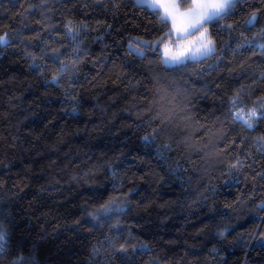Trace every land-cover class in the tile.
Masks as SVG:
<instances>
[{
	"label": "clouds",
	"instance_id": "1",
	"mask_svg": "<svg viewBox=\"0 0 264 264\" xmlns=\"http://www.w3.org/2000/svg\"><path fill=\"white\" fill-rule=\"evenodd\" d=\"M16 2L0 0V16L9 11L6 4L15 7ZM18 2L20 10L15 27L0 20V41H3L0 58L9 52L15 53L24 62L31 84L41 86L44 95H55L58 112L73 121L82 119L92 108L98 112L106 108L99 93H94L90 87L93 83L99 84V78H89L93 68L103 69L107 63V54H101L103 50L116 47L127 56L130 37L126 39L125 32L134 31L152 39L164 30L153 9L142 6L138 0ZM74 10L99 11L115 24L101 21L93 24L78 19ZM129 17L132 23H128ZM229 24L233 26L231 30L227 27ZM204 27L208 29L212 51L198 60L189 57L180 64L161 66L155 53L151 54L152 70L161 73V85L166 86V90L170 86L171 90L162 97L157 85L150 81L151 99L138 113L137 129L141 140L145 133L160 128L158 138L171 137L172 148L188 162L190 171L184 173L188 178L181 185L185 188L181 193L184 197L181 208L189 216L203 217L199 221L203 227L192 239L198 241L201 248L211 245L209 250L216 248L218 252L225 243L240 242L236 228L244 217L264 221V76L261 75L264 72V48L261 47L264 45V0H232L223 19L216 18ZM142 28L148 31L141 32ZM242 39L244 45L238 47ZM93 45H98L100 51ZM176 85L186 88L187 95H179ZM234 96L238 97L235 104ZM201 101L210 105L206 109V123L197 120ZM166 108L175 109L173 119L162 123L167 119L163 111ZM253 109L254 114L250 115ZM185 114L191 120H186ZM201 130L203 134L191 140L192 147H185L182 141L186 133ZM0 164L8 167L4 160H0ZM127 170H121L115 158L105 157L91 162L84 160L81 167L65 174L69 187L74 185L90 193L87 202L76 209L79 213V222L75 223L77 230L86 225L89 232L103 237V241L116 233L117 226L120 232L131 231L126 221L141 205L131 198L137 189L127 187ZM132 175L134 177L135 173ZM53 191L59 192V189L53 187ZM17 199L20 197L0 181V230L6 233L0 264H14L20 256L30 257L31 264H51L42 251L46 234L20 235L15 209ZM103 241L91 246L86 264H112L107 246L100 243ZM93 246L99 251L93 253ZM137 250L151 252L152 248L147 244ZM137 250L120 256V264H136ZM156 257H150L145 264H161ZM216 264L223 262L216 261Z\"/></svg>",
	"mask_w": 264,
	"mask_h": 264
},
{
	"label": "trees",
	"instance_id": "2",
	"mask_svg": "<svg viewBox=\"0 0 264 264\" xmlns=\"http://www.w3.org/2000/svg\"><path fill=\"white\" fill-rule=\"evenodd\" d=\"M6 6L9 11L0 20L15 27L19 2L15 7ZM73 14L93 24H115L99 11L74 10ZM128 23H132L130 17ZM139 34L128 31L123 35L127 39ZM93 48L100 51L98 45ZM104 53L107 63L103 69L93 68L89 78H99L100 83L90 87L99 93L106 108L103 112L92 108L79 121L61 116L56 96L44 95L41 86L31 84L24 62L15 53L0 58V160L8 164H0V181L20 197L15 203L20 235L46 234L42 251L51 264H86L91 246L103 241V237L89 232L86 225L76 229V209L87 202L90 193L74 185L69 187L65 174L81 167L84 160L112 157L121 170L128 169L125 174L131 181H127V187H136L131 198L141 205L126 221V227L152 248L151 252L137 250L136 264H145L153 256L172 264H264L261 242L248 243L243 238L210 253L211 245L201 248L192 239L203 227L199 222L203 217L189 216L181 208V193L185 190L181 185L188 178L184 174L190 171L188 162L174 147L167 151L159 143L145 145L138 138V113L151 99L148 66L134 59V55L125 56L116 47L104 49L101 54ZM207 107L210 105L206 101L198 105V122L206 123ZM202 134L203 130L190 136L195 139ZM177 168L179 171H172ZM149 201L152 203L145 209L143 206ZM256 224L264 228V221L244 217L236 232L245 234ZM112 264H120L119 258H113Z\"/></svg>",
	"mask_w": 264,
	"mask_h": 264
},
{
	"label": "snow or ice",
	"instance_id": "3",
	"mask_svg": "<svg viewBox=\"0 0 264 264\" xmlns=\"http://www.w3.org/2000/svg\"><path fill=\"white\" fill-rule=\"evenodd\" d=\"M138 3L142 6L153 9L156 13L157 21L163 25L164 30L152 39H148L144 36L130 37L127 40L126 55H134L142 62H146L148 71L151 76L152 82L157 85V91L162 97H166L167 91H170V86L161 85V73L152 70V53H155V58L161 66L180 64L189 57L193 60H198L201 55H204L212 51V41L208 35V29L204 27L209 21L216 18L223 19L225 13L232 6V0H138ZM255 19V17L253 18ZM228 29H232V25L229 24ZM148 31V29H146ZM243 37V34H241ZM242 39L241 45H244ZM3 41H0L2 44ZM264 48V45H261ZM264 76V72L261 73ZM219 87V85H217ZM176 90L179 95H187L188 90L176 85ZM238 97L232 98L233 104L236 103ZM178 107V106H177ZM167 113V119L162 123H168L173 119L174 108L163 109ZM254 109L250 110V115L254 114ZM186 120H191V117L185 114ZM160 128H153L151 133H145L141 140L145 145L153 143H159V147L164 150L171 151L172 143L171 137L167 140L159 139L158 133ZM167 134V129H165ZM191 136L185 135L183 137V144L187 148H191ZM177 171V169H172ZM163 179V177H160ZM131 181V178H129ZM131 192V189H129ZM125 195H128L125 193ZM151 201L145 204L143 207L147 209L151 205ZM110 206L105 208L108 211ZM76 220L74 223H78ZM240 238H247V242L252 241L261 242L260 246L264 248V228L261 225H254L247 233L240 234ZM102 245L107 246V252L111 258H119L122 255H126L129 251L144 249L147 244L144 241H140L133 235L131 231L127 233L120 232L117 226V231L105 238ZM6 247V233L0 230V252ZM99 249L95 246L92 248V252L96 253ZM210 253H216L217 249L212 248ZM159 260V257H156ZM14 264H31L30 257L20 256L14 261ZM161 264H170L168 262H161Z\"/></svg>",
	"mask_w": 264,
	"mask_h": 264
}]
</instances>
